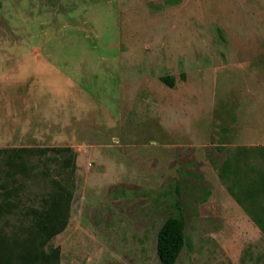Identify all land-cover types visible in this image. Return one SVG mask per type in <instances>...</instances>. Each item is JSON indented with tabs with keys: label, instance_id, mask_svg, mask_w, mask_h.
<instances>
[{
	"label": "rangeland",
	"instance_id": "1",
	"mask_svg": "<svg viewBox=\"0 0 264 264\" xmlns=\"http://www.w3.org/2000/svg\"><path fill=\"white\" fill-rule=\"evenodd\" d=\"M22 147L75 153L71 174L50 150L13 156L21 172L0 153V199L70 187L58 264H158L168 215L184 222L174 264H264L217 175L236 157L264 169V0H0V148Z\"/></svg>",
	"mask_w": 264,
	"mask_h": 264
},
{
	"label": "trees",
	"instance_id": "2",
	"mask_svg": "<svg viewBox=\"0 0 264 264\" xmlns=\"http://www.w3.org/2000/svg\"><path fill=\"white\" fill-rule=\"evenodd\" d=\"M172 85L171 76L160 78ZM256 149L237 147L236 151L246 154ZM53 151L59 156V165L71 174L75 169V153L70 147L42 148H0L5 154L6 171H22L23 164H15L13 156L24 152L43 153ZM2 157V156H1ZM227 192L238 203L254 224L264 232V219L256 208V199L264 200V169L256 171L247 162L234 158L223 161L217 172ZM4 188V187H3ZM9 188L2 189L0 199V219L12 214L17 217V230L6 234L0 226V264H58V247H47V242L65 227L68 218V205L71 189L66 185L54 183V187L42 193L36 205L19 204V200H9ZM184 222L181 216H166L156 231L155 253L158 264H174L184 245Z\"/></svg>",
	"mask_w": 264,
	"mask_h": 264
}]
</instances>
